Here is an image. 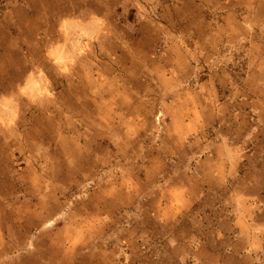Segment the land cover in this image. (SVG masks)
<instances>
[{
  "label": "rangeland",
  "instance_id": "obj_1",
  "mask_svg": "<svg viewBox=\"0 0 264 264\" xmlns=\"http://www.w3.org/2000/svg\"><path fill=\"white\" fill-rule=\"evenodd\" d=\"M0 264H264V0H0Z\"/></svg>",
  "mask_w": 264,
  "mask_h": 264
}]
</instances>
